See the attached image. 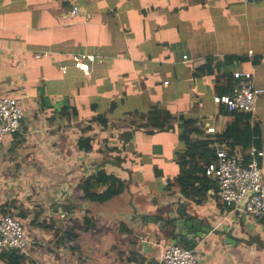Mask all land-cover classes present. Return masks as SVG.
<instances>
[{
    "label": "crops",
    "instance_id": "obj_1",
    "mask_svg": "<svg viewBox=\"0 0 264 264\" xmlns=\"http://www.w3.org/2000/svg\"><path fill=\"white\" fill-rule=\"evenodd\" d=\"M207 62L212 74H201ZM240 73L264 90V0H0V98L24 113L20 132L0 141V219L25 228V264H161L170 244L194 249L199 264H264V218L224 205L209 179L189 198L175 184L179 118L212 149L234 118L213 97ZM162 111L172 127H150ZM250 123L264 173V93ZM98 171L123 192L83 199L80 184ZM179 211L202 227L188 243L169 235Z\"/></svg>",
    "mask_w": 264,
    "mask_h": 264
},
{
    "label": "built area",
    "instance_id": "obj_2",
    "mask_svg": "<svg viewBox=\"0 0 264 264\" xmlns=\"http://www.w3.org/2000/svg\"><path fill=\"white\" fill-rule=\"evenodd\" d=\"M77 10L73 9L72 13ZM93 62L95 57L86 56ZM86 71L85 64H78ZM240 80L229 94L213 97V103L223 107L228 113L253 115L256 101L264 90L257 88L250 73H240ZM24 113L17 99L0 98V141L6 136L20 132ZM207 134H215L214 128H207ZM214 149V159L204 165V174L216 186L219 200L227 206H240L243 213L251 218H264V173L260 165L263 151L254 145L245 152L238 146L231 147L226 142L218 143L212 137L210 145ZM30 239L22 223L5 214L0 219V252L16 251L26 254ZM161 264H199L195 250L178 244L167 245L161 254Z\"/></svg>",
    "mask_w": 264,
    "mask_h": 264
},
{
    "label": "trees",
    "instance_id": "obj_3",
    "mask_svg": "<svg viewBox=\"0 0 264 264\" xmlns=\"http://www.w3.org/2000/svg\"><path fill=\"white\" fill-rule=\"evenodd\" d=\"M238 60L241 59L236 56H229L224 59L223 63L228 64ZM199 71L201 74H212V63L207 62V64L201 67ZM241 81L236 80L232 84L230 90L228 92L222 93L221 95L229 94L231 90ZM165 113L167 112H159L158 118L156 120H150L149 126L155 129L158 128L157 130L170 129L172 126L167 123L168 121H171V116L170 114L165 116ZM233 115V121L229 124L227 129L216 138V141L218 143L226 142L231 147L238 146L245 153L251 147V145H254L257 149H259L260 131L257 125H252L250 123L252 115L243 113H233ZM178 122V127L180 128L178 140L182 149L175 153V162L179 167V173L175 179V184L179 187L181 195L189 198L198 195L199 191L196 188V184L202 179H208L204 174V165L214 159L215 153L213 148H209V143L206 140L201 139L202 136L199 133L195 135L198 136L202 141H191L189 135L192 134L193 130L188 129L192 124L191 121L186 120L184 117H180ZM77 146L79 150L83 152H90L92 150L91 140L89 138L79 139ZM206 183L209 184V182ZM79 187L82 191L83 199L102 203L120 195L123 192L125 185L114 175L107 174L104 171H98L94 175L83 180ZM102 187L104 188L102 191H96ZM197 203L200 204L201 202ZM66 208L70 210L69 207ZM71 210L77 212L74 209ZM83 224L87 230L93 227V223L87 216L83 218ZM67 234H69V237L71 236L73 241L76 240V235L71 233ZM184 247L187 249H192L188 246ZM0 258L7 259L10 264H25L23 256H21L16 251L3 252L0 254Z\"/></svg>",
    "mask_w": 264,
    "mask_h": 264
},
{
    "label": "water",
    "instance_id": "obj_4",
    "mask_svg": "<svg viewBox=\"0 0 264 264\" xmlns=\"http://www.w3.org/2000/svg\"><path fill=\"white\" fill-rule=\"evenodd\" d=\"M246 201L247 198L241 202L240 206H244ZM178 214L179 217L175 216L172 212L168 214V220H170V237L174 238V241L177 243H188V241L195 240L197 235L194 232L201 230V225L183 211H179ZM161 224L163 225V222Z\"/></svg>",
    "mask_w": 264,
    "mask_h": 264
}]
</instances>
